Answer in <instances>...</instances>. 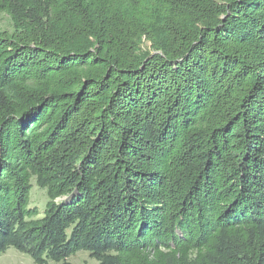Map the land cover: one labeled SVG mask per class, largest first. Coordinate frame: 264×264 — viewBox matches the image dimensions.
Returning <instances> with one entry per match:
<instances>
[{"label":"trees","instance_id":"1","mask_svg":"<svg viewBox=\"0 0 264 264\" xmlns=\"http://www.w3.org/2000/svg\"><path fill=\"white\" fill-rule=\"evenodd\" d=\"M9 248L264 264V0H0Z\"/></svg>","mask_w":264,"mask_h":264},{"label":"rangeland","instance_id":"2","mask_svg":"<svg viewBox=\"0 0 264 264\" xmlns=\"http://www.w3.org/2000/svg\"><path fill=\"white\" fill-rule=\"evenodd\" d=\"M3 19L2 25L6 26L7 21L5 18ZM31 184L32 190L30 191L29 196V207L36 208L40 213L39 217H41L48 199L45 191L37 188L34 180L31 181ZM67 262L71 264H97V262L90 258L89 254L86 252L76 253L75 255L69 257ZM0 264H34V262L29 256L22 254L13 248H9L5 253L0 255Z\"/></svg>","mask_w":264,"mask_h":264}]
</instances>
